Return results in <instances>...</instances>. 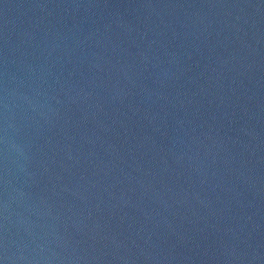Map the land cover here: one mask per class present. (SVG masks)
<instances>
[{"label":"water","instance_id":"obj_1","mask_svg":"<svg viewBox=\"0 0 264 264\" xmlns=\"http://www.w3.org/2000/svg\"><path fill=\"white\" fill-rule=\"evenodd\" d=\"M0 264H264V0H0Z\"/></svg>","mask_w":264,"mask_h":264}]
</instances>
